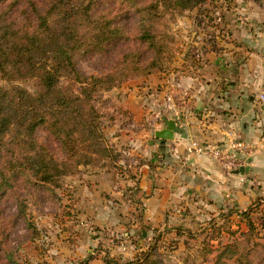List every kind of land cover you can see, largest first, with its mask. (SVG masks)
Listing matches in <instances>:
<instances>
[{"label": "rangeland", "instance_id": "obj_1", "mask_svg": "<svg viewBox=\"0 0 264 264\" xmlns=\"http://www.w3.org/2000/svg\"><path fill=\"white\" fill-rule=\"evenodd\" d=\"M153 1L156 0L138 3L148 5ZM36 3L43 8L47 0ZM24 5L15 6L11 15H18ZM166 6L164 3L157 9L153 31L167 43L164 70L136 71L134 65H148L159 56L148 40L137 38L140 11L130 0H94L91 14L113 18L114 26L123 27L125 35L113 42L115 46L108 53L92 52L97 45L91 40L97 27L85 26L84 47L74 55V61L82 79L96 75L102 80L93 104L101 114L103 141L112 146L120 161L116 162L118 166L107 160L97 165H78L74 158H66L60 142L40 126L35 133L38 142L53 150L67 168L60 166L62 172L54 183L41 181L33 172L27 181V173L23 172L15 180V189H0V264H14L12 260L15 264H84L91 263L94 257L105 264H127L147 251L158 231L164 237L160 253L152 257L154 264H214L224 245L236 240L239 251H251L255 258L264 255V249L257 244L264 243L261 234L252 240L233 236L235 230H247V226L241 215L230 211L258 206V200L264 198V176L260 183L249 182L248 189L241 185L245 197L240 204L239 194L228 193L222 203L227 204L225 212L213 223L214 213L203 216L202 211L193 210L202 205L210 211L212 205L206 206L205 199H196L189 193L192 188L187 182L192 181L191 177L177 174L173 178L169 168L161 170L162 162L155 159L156 147L152 146L158 141L156 130L163 126L161 118L154 114V94L160 90L157 73L166 78L185 66L189 55L193 61H209V49L215 54L223 49L224 42H245L259 35L264 41V0H208L191 9ZM29 14L32 15L30 11ZM108 75L114 80L107 81ZM78 79L73 72H64L60 76L63 90L69 94L85 87ZM16 81L30 90L36 87L33 81ZM70 114L72 111H67ZM17 142L12 147L20 154L24 148ZM163 162L170 163L167 159ZM142 171L151 177V183L144 180L142 185L143 189H151L150 196L130 198L128 187L135 188L136 183L129 177ZM254 175L249 179L253 180ZM235 189L239 186L231 192ZM249 194L257 198L247 199ZM144 200L150 206L147 215L153 224L141 223ZM260 209L262 206L255 209L254 219L261 216ZM204 217L207 218L203 220ZM5 233L9 235L5 237ZM226 264L236 262L230 260Z\"/></svg>", "mask_w": 264, "mask_h": 264}, {"label": "trees", "instance_id": "obj_2", "mask_svg": "<svg viewBox=\"0 0 264 264\" xmlns=\"http://www.w3.org/2000/svg\"><path fill=\"white\" fill-rule=\"evenodd\" d=\"M130 1L142 15L136 28L137 38L148 40L159 55L148 65L133 66L136 71L140 68L146 71L152 68L164 70L167 43L153 32L160 5L166 3V8L173 5L191 9L208 0H156L148 5H140V0ZM22 3L25 5L19 9V14L11 15L12 9ZM93 3L94 0H47L41 8L36 0H0V189L4 186L15 189V180L23 172L27 173V181L33 172L41 181L54 183L62 172L60 166L67 168L66 162L60 161L53 150L38 142L35 133L40 126L60 142L66 158H74L76 164L97 165L107 160L118 166L117 154L103 141L101 114L93 104V96L102 80L96 75L82 79L74 61V55L84 47L85 26L97 27L95 37L91 39L97 42L92 52L108 53L115 46L113 42L125 35L123 27L114 26L113 18L93 16ZM64 72H73L86 86L67 94L60 82ZM106 79L113 81L114 77L108 75ZM16 80L33 81L36 87L30 90L16 84ZM67 111L72 114L67 115ZM70 121L73 123L68 127ZM14 141L24 148L20 154L12 147ZM129 178L136 183L135 188L128 187L133 195L139 190L138 180L134 174ZM257 205V211L262 206L258 219L253 217V207L240 211L231 208V212L244 218L247 226V230L241 227L235 230L233 236H247L250 240L259 234L264 237V198L258 200ZM7 235L9 233H5V237ZM163 237L162 231H158L147 251L127 264H154L152 257L160 253ZM257 244L264 249V243ZM230 260H235L236 264H264V255L255 258L251 251H239L236 240L224 245L214 264H226ZM12 262L15 264L14 260Z\"/></svg>", "mask_w": 264, "mask_h": 264}, {"label": "crops", "instance_id": "obj_3", "mask_svg": "<svg viewBox=\"0 0 264 264\" xmlns=\"http://www.w3.org/2000/svg\"><path fill=\"white\" fill-rule=\"evenodd\" d=\"M222 47L215 54L209 49V61L200 62L198 58L193 61L189 55L184 61L186 65L165 74L166 78L156 72L160 90L154 94V114L163 123L158 130L165 128L164 118L172 119L175 129L173 139L158 138L152 144L156 147L155 159L162 162L159 168L164 171L169 168L173 178L177 174L190 176L189 193L196 199H205L206 206L212 205L210 211L202 205H196L193 210L202 211L203 216L214 213L212 217L216 220L225 212L227 204L222 203L228 193L239 194L240 204L245 197L241 185L248 189L249 182L260 183L264 176V99L261 98L264 96V41L259 35L245 42H224ZM193 140L226 149L228 158H217L208 152L196 154L189 149ZM240 142L245 147H235ZM163 159L169 160V165ZM247 166L249 171L235 172ZM250 175L255 176L253 180L249 179ZM136 177L139 190L133 195L129 193L130 198L149 197L151 189H143L142 185L144 180L150 182L151 177L143 171ZM237 185L239 189L231 192ZM250 197L257 198L249 194L247 199ZM149 208L144 200L140 210L142 224H153L147 215ZM94 258L84 264L102 262Z\"/></svg>", "mask_w": 264, "mask_h": 264}, {"label": "built area", "instance_id": "obj_4", "mask_svg": "<svg viewBox=\"0 0 264 264\" xmlns=\"http://www.w3.org/2000/svg\"><path fill=\"white\" fill-rule=\"evenodd\" d=\"M261 98L264 99V96L261 95ZM235 147L243 148V147H245V145L242 142H240L237 145H235ZM189 149L194 150V152L198 155L208 152L217 158H221V159L228 158V152L226 149H224L222 147H217V148L214 147L213 148V147H210L206 144L197 142L195 140H193L191 142Z\"/></svg>", "mask_w": 264, "mask_h": 264}, {"label": "water", "instance_id": "obj_5", "mask_svg": "<svg viewBox=\"0 0 264 264\" xmlns=\"http://www.w3.org/2000/svg\"><path fill=\"white\" fill-rule=\"evenodd\" d=\"M165 119V128L161 130H157L155 132V136L159 139L168 140L174 138V129L175 122L172 119ZM245 171H249V167H241L240 169L235 170L236 173H244Z\"/></svg>", "mask_w": 264, "mask_h": 264}]
</instances>
